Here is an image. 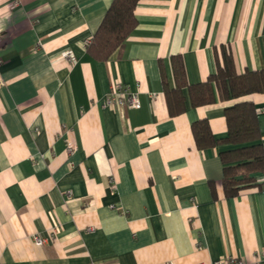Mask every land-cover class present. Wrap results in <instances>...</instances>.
I'll use <instances>...</instances> for the list:
<instances>
[{"label": "crops", "instance_id": "crops-1", "mask_svg": "<svg viewBox=\"0 0 264 264\" xmlns=\"http://www.w3.org/2000/svg\"><path fill=\"white\" fill-rule=\"evenodd\" d=\"M112 1L0 0V262L254 264L264 171L226 195L220 152L234 145L199 147L192 125L207 119L224 138L226 108L251 100L264 145V93L223 99L214 85L213 102L194 105L188 86L216 72L222 49L239 72L264 68V0H139L125 43L95 58L88 43ZM116 81L139 91V108L105 105Z\"/></svg>", "mask_w": 264, "mask_h": 264}, {"label": "trees", "instance_id": "trees-1", "mask_svg": "<svg viewBox=\"0 0 264 264\" xmlns=\"http://www.w3.org/2000/svg\"><path fill=\"white\" fill-rule=\"evenodd\" d=\"M139 0H113L93 38L88 51L95 58H109L120 48L137 24L135 8ZM217 55V70L204 81L189 84L194 105L213 102V86L223 99H239L256 92L264 93V68L246 69L239 72L233 53L222 49ZM175 79L179 86L187 84L183 59L180 54L172 57ZM179 89L168 90L167 96L171 113L180 98ZM227 136L215 138L207 119H199L192 125L199 147L216 143H231L232 148L221 151L224 164L223 187L228 196L237 195L241 190L257 186L255 173L264 171V145L255 104L251 100H240L226 108ZM214 188V187H213ZM215 191V188L213 189Z\"/></svg>", "mask_w": 264, "mask_h": 264}, {"label": "built area", "instance_id": "built-area-1", "mask_svg": "<svg viewBox=\"0 0 264 264\" xmlns=\"http://www.w3.org/2000/svg\"><path fill=\"white\" fill-rule=\"evenodd\" d=\"M69 60L73 61L71 53H67L66 56ZM105 105L111 107H120V108H139L141 106V99L139 91L132 90L128 84H125L121 81H116L112 84L110 91L106 95ZM76 148V143H69L68 149L72 151ZM56 230L53 229L50 237L54 238ZM33 239L37 245H43L48 241V238L39 234H35ZM256 262L254 264H259L261 259H264V248L257 250L255 252ZM0 264H2L0 262ZM169 264H173L172 262ZM213 264H248L244 258L238 256H225L219 258L213 262Z\"/></svg>", "mask_w": 264, "mask_h": 264}]
</instances>
